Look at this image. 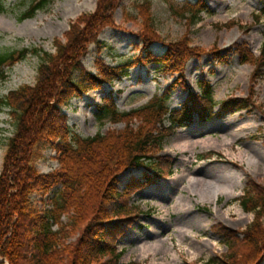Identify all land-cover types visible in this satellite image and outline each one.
<instances>
[{"label": "trees", "instance_id": "1", "mask_svg": "<svg viewBox=\"0 0 264 264\" xmlns=\"http://www.w3.org/2000/svg\"><path fill=\"white\" fill-rule=\"evenodd\" d=\"M0 0V14L5 12ZM49 0H39L20 17L32 18ZM122 0H99L97 9L72 22L64 40L55 39V51L23 49L0 53V77L4 68L24 60L29 53L39 55L37 80L0 98V109L7 107L15 126L9 138L0 174V264H136L122 261L120 241L142 215L131 202L132 196L173 174L174 162L163 152L166 139L177 127H187L197 116L208 121L217 116L218 104L210 83H202L193 93L185 82V69L191 59L205 55L224 62L219 49L210 51L194 46L188 37L166 42L153 23L149 3L137 4L142 19L137 33L142 41L141 54L118 66L96 60L97 72L87 70L84 59L92 44H101L99 35L107 27H116L115 13ZM196 20L209 8L205 2L184 4ZM155 43L166 50L152 51ZM237 47L242 63H255L253 54ZM264 56V55H263ZM136 65H159V71L177 74L179 81L167 87L146 105L121 112L111 95L98 107L99 119L125 122L122 130H112L93 137L75 133L63 112L73 98L111 85L127 77ZM264 60L259 61L255 76L264 74ZM187 91L180 109H171L174 89ZM245 100L220 103L247 108ZM166 120L170 126H166ZM56 152L58 168L42 173L36 167L45 149ZM143 169L141 178L131 177L123 189L120 176L129 170ZM38 197H42L38 201ZM47 197V199H45ZM39 202H42L41 205ZM246 212L255 215L242 232L215 227L224 235L228 252L208 264H261L264 261V186L254 182L241 198ZM67 219L65 221L64 219ZM77 236L75 239L71 238Z\"/></svg>", "mask_w": 264, "mask_h": 264}, {"label": "rangeland", "instance_id": "2", "mask_svg": "<svg viewBox=\"0 0 264 264\" xmlns=\"http://www.w3.org/2000/svg\"><path fill=\"white\" fill-rule=\"evenodd\" d=\"M38 1H4L5 12L0 14L1 54L23 49L54 52L53 41L64 40L72 22L83 14L94 12L99 0H49L32 18L20 21V17ZM146 1L151 7L155 28L164 41L188 37L194 46L207 51L219 49L226 60L218 62L213 56L205 55L200 60L191 59L187 63V86L193 93H199L202 83H210L218 103L214 109L217 116L204 122L195 116L190 125L177 127L166 139L161 154L173 160V174L132 196L131 202L141 208L142 215L120 241L122 261L208 264L212 258L228 252L224 235L216 232L215 227L244 231L255 215L243 209L241 198L251 183L264 186V74L255 76L259 61L264 60V0H122L115 13L116 27L104 29L99 35L101 44L89 47L84 59L87 70L97 72L95 64L98 58L111 66H118L141 54L142 41L137 33L141 30L142 19L136 5ZM200 1L205 2L209 9L202 11L196 20L187 13L184 4L198 5ZM253 36L257 39L252 40ZM241 45L253 54L256 64L241 62L237 52ZM165 50L161 43L152 47L155 54H162ZM40 64L41 57L29 53L24 60L5 67V77H0V98L24 85L34 84ZM159 67L136 65L121 81L73 98L68 106L63 107L71 129L82 137L124 129L125 122L99 119L98 107L102 99L112 94L121 112L146 105L180 80L177 74L163 73ZM187 95V91L181 88L174 89L170 108L180 109ZM231 100H245L248 107L239 110L235 105L222 109L219 105ZM165 123L170 126L168 120ZM14 133L10 110L4 107L0 109V174L8 140ZM224 138L230 142L221 146ZM203 140L209 141L207 147L201 145ZM55 156L54 150L45 149L36 162L37 169L49 173L58 168ZM250 159H256V165L250 167ZM222 166L246 173L244 184L237 189L234 198L220 195L217 202H208L190 191L199 186V180L213 182L214 177L221 173L213 171L221 170ZM124 174L127 175L122 181ZM122 175L119 178L120 189L131 177L141 178L143 169L129 170ZM191 177L197 180L191 181ZM41 198L38 197V201ZM181 199L187 200L189 205L178 208V200ZM39 203L41 205L42 202ZM238 209H241V214ZM201 219H209L210 225L201 227ZM64 220L67 221L66 218ZM163 241L164 246L156 247ZM173 252L179 256L178 260L173 259Z\"/></svg>", "mask_w": 264, "mask_h": 264}, {"label": "bare ground", "instance_id": "3", "mask_svg": "<svg viewBox=\"0 0 264 264\" xmlns=\"http://www.w3.org/2000/svg\"><path fill=\"white\" fill-rule=\"evenodd\" d=\"M257 39L254 36L252 37V40ZM209 141L203 140L201 143L202 146L208 145ZM230 139L224 138L221 146H225V144L229 143ZM260 151V150H259ZM262 152V150L260 151ZM249 166L252 167L253 165H256V159H250L249 161ZM221 170H215L213 172H221L220 175H216L214 177L215 180L213 182H202V180H199V186L194 189H190L191 192L193 193H198L201 197V200L203 201H208V202H217L220 195L226 196L228 199L234 198L236 196L237 189L241 188L243 186L244 178L246 177V173L244 172H239L236 169L229 167V166H222L220 168ZM127 175V174H126ZM125 174L122 175L121 180L124 181L125 179ZM173 179H176L175 176ZM190 180L194 181L197 180L194 177H191ZM180 199V198H179ZM188 204L187 200L181 199L178 200V208H183L186 207ZM238 213H242L241 209L237 210ZM226 215L228 214L227 212L225 213ZM200 226L201 227H207L210 225L209 219H201L200 221ZM191 227V226H190ZM164 242L159 243L156 245V247H161L164 246ZM169 251H172V249H168ZM172 257L175 260L179 259V256L173 252Z\"/></svg>", "mask_w": 264, "mask_h": 264}]
</instances>
